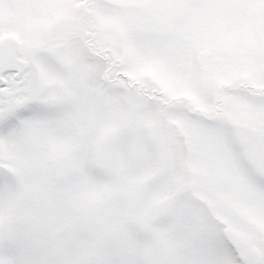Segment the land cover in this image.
I'll list each match as a JSON object with an SVG mask.
<instances>
[{"label":"snow or ice","instance_id":"1","mask_svg":"<svg viewBox=\"0 0 264 264\" xmlns=\"http://www.w3.org/2000/svg\"><path fill=\"white\" fill-rule=\"evenodd\" d=\"M0 264H264V0H0Z\"/></svg>","mask_w":264,"mask_h":264}]
</instances>
